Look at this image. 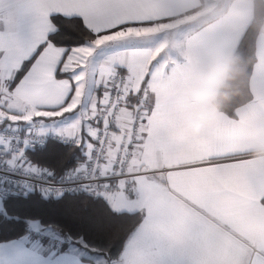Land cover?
I'll return each mask as SVG.
<instances>
[{
  "label": "snow or ice",
  "instance_id": "6c2138e0",
  "mask_svg": "<svg viewBox=\"0 0 264 264\" xmlns=\"http://www.w3.org/2000/svg\"><path fill=\"white\" fill-rule=\"evenodd\" d=\"M143 0H0V264H187L130 171L178 127L170 78L109 41ZM85 50H90L86 53ZM226 123L192 167L239 182L264 211V172ZM148 171H154L149 169ZM224 264H242L233 250ZM264 264V254L261 257Z\"/></svg>",
  "mask_w": 264,
  "mask_h": 264
},
{
  "label": "crops",
  "instance_id": "0c3cea01",
  "mask_svg": "<svg viewBox=\"0 0 264 264\" xmlns=\"http://www.w3.org/2000/svg\"><path fill=\"white\" fill-rule=\"evenodd\" d=\"M4 3L6 14L7 0ZM203 5L204 0H143L125 16L139 23L101 37L97 44L112 41V50H134L143 71L154 67L172 81V112L178 127L168 130L165 138L174 150L153 152L144 167L155 172L136 180L145 194L139 207L149 213L155 228L170 232L173 256L186 259L187 264H224L235 250L241 253L242 264H261L264 211L253 210L239 182L218 185L213 175L192 165L203 133L226 123L241 138L248 161L264 172V23L249 80L252 100L233 115L216 106L214 118L193 135L187 126L192 112L189 91L201 74V58L209 52L232 57L254 14L253 0H225L214 16L178 34L182 27L201 19L197 14ZM144 167L137 152L134 168Z\"/></svg>",
  "mask_w": 264,
  "mask_h": 264
},
{
  "label": "trees",
  "instance_id": "16d2710c",
  "mask_svg": "<svg viewBox=\"0 0 264 264\" xmlns=\"http://www.w3.org/2000/svg\"><path fill=\"white\" fill-rule=\"evenodd\" d=\"M254 14L231 59L233 72L218 90L216 106L230 115L243 104L252 100L249 86L256 61V40L264 23V0H253Z\"/></svg>",
  "mask_w": 264,
  "mask_h": 264
},
{
  "label": "clouds",
  "instance_id": "9594fccd",
  "mask_svg": "<svg viewBox=\"0 0 264 264\" xmlns=\"http://www.w3.org/2000/svg\"><path fill=\"white\" fill-rule=\"evenodd\" d=\"M200 68L197 84L189 91L192 112L187 126L193 135H198L204 124L214 118L218 88L232 74L233 61L227 53L209 52L201 58Z\"/></svg>",
  "mask_w": 264,
  "mask_h": 264
},
{
  "label": "rangeland",
  "instance_id": "374dc122",
  "mask_svg": "<svg viewBox=\"0 0 264 264\" xmlns=\"http://www.w3.org/2000/svg\"><path fill=\"white\" fill-rule=\"evenodd\" d=\"M224 3H225V0H204V5L201 8L200 13L197 14L198 16L201 15L200 16L201 19H199V20H197V21H195V22H193L191 24L190 23L187 24L188 27H184V28L182 27L181 29H179L177 31V33L179 34L180 31L181 32H185L186 30L183 31L182 29L191 28L193 26H196L201 20L204 21V20H207V19L211 18L212 16H214L216 14V12H217L218 9L220 10L224 6ZM213 9H215L216 11L213 12L212 11ZM191 17L193 18V17H196V16H193L192 15ZM112 48H113V45L110 46V49L111 50H112ZM85 51H86V53H90V50H85Z\"/></svg>",
  "mask_w": 264,
  "mask_h": 264
},
{
  "label": "built area",
  "instance_id": "2783aa9c",
  "mask_svg": "<svg viewBox=\"0 0 264 264\" xmlns=\"http://www.w3.org/2000/svg\"><path fill=\"white\" fill-rule=\"evenodd\" d=\"M135 161H136V158L131 163V166H130V169H129L130 171H132V172H140V173H142V175H149V174H152V173L155 172V170L154 171H148L149 168H147V167H144V168H141V169H135L134 168Z\"/></svg>",
  "mask_w": 264,
  "mask_h": 264
}]
</instances>
